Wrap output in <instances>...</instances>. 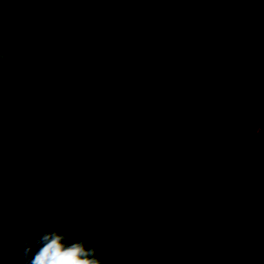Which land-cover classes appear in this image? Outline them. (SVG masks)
<instances>
[{
    "label": "flooded vegetation",
    "instance_id": "obj_1",
    "mask_svg": "<svg viewBox=\"0 0 264 264\" xmlns=\"http://www.w3.org/2000/svg\"><path fill=\"white\" fill-rule=\"evenodd\" d=\"M81 3L0 0V173L11 120L20 117L15 125L27 133L12 176L28 220L71 205L77 218L87 212L107 223L112 210L136 205L140 194L165 186L178 193L205 174L216 184L210 205L235 185L257 191L253 166L264 164L261 4L250 10L261 18L249 21L240 40L219 28L220 6L184 21L188 28L179 32L163 31L151 53L129 41L106 68L80 41L57 34L62 10ZM197 50L212 75L180 93L178 75ZM118 79H138L135 99L122 97Z\"/></svg>",
    "mask_w": 264,
    "mask_h": 264
},
{
    "label": "trees",
    "instance_id": "obj_2",
    "mask_svg": "<svg viewBox=\"0 0 264 264\" xmlns=\"http://www.w3.org/2000/svg\"><path fill=\"white\" fill-rule=\"evenodd\" d=\"M81 1L74 9L62 10L61 32L57 34L69 42L80 41L106 68L115 64L114 54L119 49L125 52L129 41V48L144 47L151 53L160 34L174 28L175 20L195 21L211 6L220 10L223 5L219 28L238 40L249 21L261 18L250 11L253 6L261 4L264 9V0ZM260 59L264 61V53H260ZM185 62L178 75L180 93L192 90L205 73L212 75L206 56H200L198 50ZM118 84L122 97L135 99L138 79H118ZM262 139L264 150V132ZM253 172L262 185L257 191L251 188L247 193L242 185H235L214 205L209 199L216 189L215 178L205 174L178 193L176 187L165 186L140 194L136 205L112 210L107 223L87 212L77 218L78 211L71 205L64 213L36 214L42 222L56 225L76 222L88 248L96 249L103 264H264V164L253 166ZM8 197H12L11 191L0 183V206ZM0 214L3 218L11 215L2 207ZM10 222L15 221L5 223ZM28 223L33 225L35 221L30 219ZM0 248V264H24L18 240L3 242Z\"/></svg>",
    "mask_w": 264,
    "mask_h": 264
},
{
    "label": "rangeland",
    "instance_id": "obj_3",
    "mask_svg": "<svg viewBox=\"0 0 264 264\" xmlns=\"http://www.w3.org/2000/svg\"><path fill=\"white\" fill-rule=\"evenodd\" d=\"M218 11L220 10H218V7L215 5L206 9L207 15H209L210 13H217ZM183 28H188V25L184 21L175 20V25H174L175 32H179ZM155 50H156L157 58L154 60V74L158 72V65H159L158 58L161 56L160 50L157 49ZM178 57L181 58V62H183L184 59H186V55L184 56V53L180 54ZM116 69L118 72L121 73H125L127 70L126 66L122 65L121 63L117 65ZM1 203L2 205L0 207H2L3 210H5L6 214H11V215L3 218L2 221H0V245L3 242L9 241L10 239L18 240L20 243V252L24 264H25V259L23 255L22 242L26 238L35 240L37 237L41 236L44 232L55 231L66 235L68 238V242L84 241L83 238L84 233L79 228L76 222L70 226H63L48 222H42L40 219L34 218L35 223H33V225L36 226L29 225L28 223L29 220L27 216V212H28L27 206L23 205V203L19 201L17 197L12 195V197H8V199L2 201ZM12 219H14L15 222H10L8 224L5 223L7 220L10 221ZM85 246L88 248V245L86 243ZM33 250H36V248L34 247Z\"/></svg>",
    "mask_w": 264,
    "mask_h": 264
},
{
    "label": "clouds",
    "instance_id": "obj_4",
    "mask_svg": "<svg viewBox=\"0 0 264 264\" xmlns=\"http://www.w3.org/2000/svg\"><path fill=\"white\" fill-rule=\"evenodd\" d=\"M22 245L25 264H103L96 249L87 248L84 241L68 242L66 235L55 231L44 232L35 240L26 238Z\"/></svg>",
    "mask_w": 264,
    "mask_h": 264
},
{
    "label": "water",
    "instance_id": "obj_5",
    "mask_svg": "<svg viewBox=\"0 0 264 264\" xmlns=\"http://www.w3.org/2000/svg\"><path fill=\"white\" fill-rule=\"evenodd\" d=\"M2 116L3 114L0 112V124L3 122ZM19 118H14L11 120L13 137L12 140L7 144V146L4 149L6 160L1 163V173H0V178L2 181L1 185L4 187V189L11 191L13 193L12 195H14V191L19 193L18 180L15 177L13 178L12 170L18 164L17 155L21 145L20 141L27 133V127L24 129H22V127L20 128L16 127L15 121H17V119ZM0 135H1V126H0Z\"/></svg>",
    "mask_w": 264,
    "mask_h": 264
}]
</instances>
